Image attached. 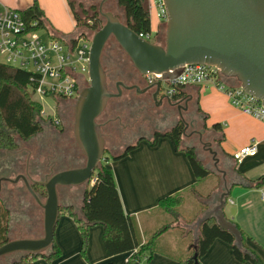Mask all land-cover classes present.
Here are the masks:
<instances>
[{"label":"crops","instance_id":"crops-1","mask_svg":"<svg viewBox=\"0 0 264 264\" xmlns=\"http://www.w3.org/2000/svg\"><path fill=\"white\" fill-rule=\"evenodd\" d=\"M35 3H38L43 10L50 30L62 37L60 30L64 28L62 27L64 24L60 20L66 12H70L67 0H0V13L5 8L24 11ZM147 5L149 9V0H147ZM227 84L236 86L237 82L227 79ZM183 90V93L193 96V116L198 122V129H201V126L204 128V137L205 133H210L211 139L203 142L208 143L210 148L218 153L219 167L227 174L230 196L224 208L225 216L246 233L247 245L264 260V187H245L246 179L255 181L264 177V122L243 114L231 104L228 96L213 84L187 86ZM215 124H220L222 131L213 130ZM46 135H48V130L31 141L20 143L17 151L2 152L0 154V178L10 176L14 179L17 175L29 174L34 180L44 179L45 172L36 166L38 163L45 164V159L32 158L33 161L30 162V157L33 156L30 155V152H34L38 145L46 141ZM253 143L258 147L255 156L247 157L242 162H237L233 158L234 154ZM183 146L191 147L184 143ZM206 151L212 156L213 168L197 152L198 157L214 172L210 177L216 175V180L211 183L209 191L204 189L203 193L200 192L203 195L198 193L200 195L199 208L193 212V219H181L177 228H171L156 240L157 244L159 238H165L166 235H172L178 231L179 227L187 226L185 236L189 240L191 239V242L188 243L190 247L187 246L182 252L177 251L176 246L169 239L168 247L171 250L163 253L156 250L155 246V252L151 259L145 257L142 261L133 264H186V261L193 256L196 231L190 222L214 207V196L221 193L223 188L222 174L214 167L213 155L209 150ZM114 154L117 153H110L111 158L108 159L107 166L111 167L115 174L117 189L125 213L136 219L143 236V242L147 241L146 230L150 228V225L149 227L147 225L152 222V217L158 216L156 213L159 210L161 199L183 193L193 186L200 189L204 183V181L196 179L185 152L176 151L172 141L168 138L159 139L156 146H153L151 141H142L138 148L131 151L126 157L111 163L114 161L112 159ZM8 159H13L15 162L9 168L5 167V163H3ZM13 171L16 174H13ZM2 181L3 195L0 204L6 206L10 212L9 238L17 240L41 237L43 235V209L28 193L22 181L15 185L5 180ZM38 194L45 201L47 196L43 193ZM61 197L64 200L62 202L65 204V208L72 207L82 219L84 189L71 191ZM67 213L69 214L68 210ZM163 218L161 213L160 219ZM182 220H184L185 226ZM103 234L104 227L102 225L91 228L84 257L81 254L82 236L79 225L70 214L62 216L60 213L55 231V241L62 254L58 263L126 264L134 251L112 257L107 256L102 239ZM35 263L46 264L41 258ZM201 263L251 264L238 262L231 247L221 240L213 243L208 253L201 259ZM2 264H13V261L7 258Z\"/></svg>","mask_w":264,"mask_h":264},{"label":"water","instance_id":"water-1","mask_svg":"<svg viewBox=\"0 0 264 264\" xmlns=\"http://www.w3.org/2000/svg\"><path fill=\"white\" fill-rule=\"evenodd\" d=\"M166 11L165 45L139 36L112 12L100 13L105 21L93 34L89 53L88 87L81 89L75 100L74 137L86 158L85 166L34 180L29 174L2 178L11 184L23 182L26 190L44 211L43 235L34 239L10 240L0 246V259L15 254L39 255L53 246L60 218L59 188L87 187L105 160L106 140L97 119L109 100L120 97L109 90L102 57L108 40L113 37L129 58L137 72L164 75L184 65H205L220 70L227 79L236 80L250 95L264 106V0H162ZM156 83V96L160 90ZM202 137V134L199 133ZM214 167L222 174L223 188L214 196V207L206 211L194 224L196 238L200 226L215 218L218 225L230 232L242 248L243 238L235 224L224 213L230 188L227 174L219 167L218 153L209 148ZM0 180V194L1 182ZM34 185L45 188L47 197L41 199ZM197 260V255L194 256Z\"/></svg>","mask_w":264,"mask_h":264},{"label":"trees","instance_id":"trees-1","mask_svg":"<svg viewBox=\"0 0 264 264\" xmlns=\"http://www.w3.org/2000/svg\"><path fill=\"white\" fill-rule=\"evenodd\" d=\"M67 2L75 21L76 35L78 37L93 36L105 24L97 4H90L87 7L83 0H67ZM116 2L117 6L123 11L124 18L113 14L123 24L137 34L151 32V19L147 0H116ZM21 13L25 20L38 21L39 28L48 30L49 35L52 37L59 40L66 39L63 36L60 37L54 34L50 30L44 18V12L38 3L21 11ZM30 78L31 74L29 72L0 63V154L5 151L17 150L20 143L36 138L50 124L41 114L42 105L35 99ZM183 130L184 125L181 124L170 132H158L154 140L151 141V144L156 146L161 138L170 139L176 151L185 152L197 180L201 181L210 177L214 172L199 159L196 148L183 146L185 141ZM213 130L222 131L221 125L215 124ZM138 146L139 144L129 148L121 156L113 157V160L118 161L126 157ZM93 178L97 180L95 183L89 184L92 185L91 189H89V185L85 188L81 209L82 219L75 213L72 207L67 209L71 217L79 225L81 231V254L84 257L86 256L91 228L96 225H102L104 227L102 239L107 256L112 257L134 251L126 264L142 261L145 257L151 259L155 252L158 237L171 228L179 226L180 210L185 204L186 192L168 196L159 201L158 209L174 218L177 217V221L174 220L171 224L157 231L151 239L143 242V236L136 219L125 213L114 173L107 166V163H102L99 166ZM219 182L221 184V178ZM33 187L37 193H43L47 196L44 187L39 185H34ZM245 187H264V177L255 181L246 179ZM187 191L198 194L196 186L191 187ZM197 218L190 223L194 225ZM9 221L10 212L5 206L0 204V246L10 241L8 236ZM231 222L241 232L243 238L242 248L237 246L235 237L230 232L222 229L216 219L212 218L203 223L198 230L193 252L197 255V260L192 256L186 261V264H202L201 259L208 253L213 243L217 240H221L231 247L233 255L238 262L264 264L261 256L247 245L246 233L235 222ZM61 255V249L54 240L52 248L47 253L33 256L22 255L13 264H36L35 262L40 258H44L49 264H59L58 260Z\"/></svg>","mask_w":264,"mask_h":264},{"label":"flooded vegetation","instance_id":"flooded-vegetation-1","mask_svg":"<svg viewBox=\"0 0 264 264\" xmlns=\"http://www.w3.org/2000/svg\"><path fill=\"white\" fill-rule=\"evenodd\" d=\"M113 40L116 42L113 37L108 40L103 52L102 62L107 73L109 90L118 94L119 89H121L122 95L110 99L107 108L97 119L106 140V151L104 154L106 161H103V163H108L110 153H117L113 157H119L129 148L137 146L142 141H153L158 132H170L181 124L184 125L183 135L185 139L191 138L193 132H195L204 149L209 150L210 146L208 143L203 142L204 128L201 126V129H198V122L193 116V96L189 93H183V89L176 94L170 95L163 85L160 86L159 93L156 96L157 87H155V84L157 82L147 75H140L131 62L129 64L132 68L129 69L126 64H123L127 63V61L115 57L116 48L110 45L114 42ZM156 40L154 43L162 45L159 36ZM107 48H109L107 57L113 65L112 69L104 64ZM88 86L85 84L81 89ZM75 100L74 98L63 99L62 106L58 112L61 126L56 127L50 123L45 130H48V135L45 137L46 141L38 145L34 152H30V155H33L30 157V162L34 158L45 159V164L38 163L36 166L45 172V176L51 177L60 172L81 168L86 164V158L77 146L75 137L74 139L71 137L72 132L74 136L72 119L75 118ZM199 133L202 134V137ZM76 147L79 150H77L78 152L74 150ZM107 152L109 156H106ZM3 163H5V167L9 168L15 162L13 159H8ZM13 172V174H16L15 171ZM8 178L12 177L9 176ZM1 184H3V181ZM85 188H59L61 201L64 202L61 195H67L77 189H84L85 194ZM2 192L3 187L1 188L0 200L3 195ZM5 208L7 207L5 206ZM8 257L0 259V264L6 261Z\"/></svg>","mask_w":264,"mask_h":264},{"label":"built area","instance_id":"built-area-1","mask_svg":"<svg viewBox=\"0 0 264 264\" xmlns=\"http://www.w3.org/2000/svg\"><path fill=\"white\" fill-rule=\"evenodd\" d=\"M150 8H159L158 16L166 21V11L162 0H149ZM38 21H28L21 11L5 8L0 13V56L2 63L27 71L31 74V86L35 98L42 105V116L56 127L61 126L59 116H47L43 102L47 99H77L81 87L89 78V53L93 36L74 37L59 40L51 35L42 38ZM145 40L152 39V32L140 33ZM157 83L165 86L168 94H176L187 86H200L207 83L215 85L229 98L231 104L247 116L264 122L262 102L246 92L237 82L236 86L227 84L219 69L205 65H184L164 75L148 74ZM257 144L245 146L234 159L242 162L257 154ZM93 178L92 184L96 182ZM264 199V194H263Z\"/></svg>","mask_w":264,"mask_h":264},{"label":"rangeland","instance_id":"rangeland-1","mask_svg":"<svg viewBox=\"0 0 264 264\" xmlns=\"http://www.w3.org/2000/svg\"><path fill=\"white\" fill-rule=\"evenodd\" d=\"M83 1L87 7H89L90 4L95 3L99 6V8L101 7V4L104 3V1H105V3L103 4V8H104L105 12H111L112 11V13L120 16V18H124L123 11L117 6L116 0H83ZM150 4H154V3L152 1H150ZM149 13H150V19H151V32L153 34L152 39L150 41L156 42L157 41L156 38L159 36V40L162 41V45H165L166 22H165V20H162L159 18V16H158L159 8H157L155 5L152 8H149ZM60 21H61V23L64 24L62 26L64 28L60 30V33L62 34L63 37L71 38L77 34L74 19L72 17V14H70V12H66V14L62 17V19ZM104 23H105V21H104ZM40 34L42 35V38H44L45 40H48L50 37L49 31L46 29H43L40 32ZM110 45H111V47L116 48L115 57L122 58V60L127 61V63H123V64H126V66L129 67V69L132 68V66L129 64L130 63L129 58L122 51V49L118 46V44L114 41ZM107 49L108 50H106L105 56H104V64H106L107 67L112 69L113 65L110 63L109 58L107 57V55L109 53V48H107ZM0 63H2L1 56H0ZM89 84H90V82L87 83V85H89ZM62 103H63V100L47 99L45 102H43V107H44V110L46 112V115L52 116V117L58 116V114H59L58 112L60 110V107L62 106ZM72 121L74 123V118L72 119ZM71 137H73V139H74L73 132L71 134ZM204 138H205L204 139L205 141H207V140L209 141L211 139L210 133L209 132L205 133ZM185 144L195 146L197 149V152L201 156V158L205 159L207 161V163L209 164V166L213 168L212 156L206 150H204L203 145L200 143V139H198L196 134L193 133V136L191 138H188V139L186 138L184 141V145ZM74 150L76 152L79 151L77 147L74 148ZM106 156H109L108 152H107ZM115 162L116 161H111V163H115ZM114 176H115V174H114ZM216 178H217V176L213 175L212 177H208V178L201 180V181H204V183H202L203 185H202V187H200V189H199V187H197L198 193H200V192L203 193L204 189H208V191H209L211 183L213 181H215ZM0 180H2V179H0ZM5 181L8 182V180H5ZM7 182H5V183H7ZM91 184H92V182H91ZM91 187H92V185H89V189H91ZM185 192L187 194L186 200H185V204L183 205V207L180 210L181 217L179 218V221H181V219H183V218H184V220H189L190 218L193 217V212L195 211V209L199 208V197H200V195H198L192 191L188 192L186 190ZM201 195H203V194H201ZM64 205L65 204L61 201L62 212L60 211V213H62V216L63 215L68 216L69 214L67 213V209L65 208ZM161 213L164 216L163 219H160ZM156 214H158V216L152 217L153 218L152 222L154 221V224L152 225V222H151L147 225V227H149V225H150V228H148L146 230L147 240L151 239L157 231H159L160 229H162L165 226L174 222V220L177 221V217L174 218V217L164 213L162 210H158V212ZM145 217L146 216H144V218ZM184 220H182L183 223H184ZM183 225L185 226V223ZM185 228H187V226H185ZM185 228L179 227L178 231H176L172 235L168 234V235H166L165 238H159L158 243L156 244V250H159L163 253L171 250L168 247L169 246V239H171L172 243L176 246L175 248L177 249V251L182 252V250H184L187 246L190 247V245H188V243L191 242V239L189 240V238L185 236V232H186ZM193 250H194V247H193ZM20 256H21L20 254H15V255L9 256L8 259H10L14 262L16 259H19ZM194 256H195V254L193 253V257ZM41 259H43L46 264H49L44 258H41Z\"/></svg>","mask_w":264,"mask_h":264}]
</instances>
